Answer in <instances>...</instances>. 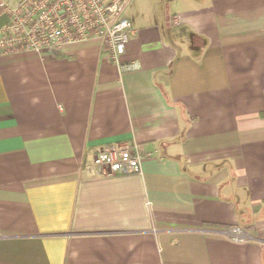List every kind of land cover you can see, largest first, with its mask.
I'll list each match as a JSON object with an SVG mask.
<instances>
[{
    "label": "crops",
    "instance_id": "obj_1",
    "mask_svg": "<svg viewBox=\"0 0 264 264\" xmlns=\"http://www.w3.org/2000/svg\"><path fill=\"white\" fill-rule=\"evenodd\" d=\"M123 15L119 63L96 39L0 55V264H264V0ZM119 142L140 172L82 171Z\"/></svg>",
    "mask_w": 264,
    "mask_h": 264
},
{
    "label": "built area",
    "instance_id": "obj_2",
    "mask_svg": "<svg viewBox=\"0 0 264 264\" xmlns=\"http://www.w3.org/2000/svg\"><path fill=\"white\" fill-rule=\"evenodd\" d=\"M129 0H0L6 16L0 27V55L57 49L66 43L99 40L102 51L119 63L132 29L123 15ZM149 153L136 142L98 146L82 171L94 176L138 173ZM235 242L250 236L239 226L225 231Z\"/></svg>",
    "mask_w": 264,
    "mask_h": 264
}]
</instances>
